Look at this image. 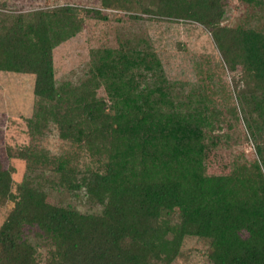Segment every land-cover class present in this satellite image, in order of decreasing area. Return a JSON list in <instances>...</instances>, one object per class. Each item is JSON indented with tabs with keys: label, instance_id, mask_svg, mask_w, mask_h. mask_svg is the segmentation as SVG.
<instances>
[{
	"label": "trees",
	"instance_id": "1",
	"mask_svg": "<svg viewBox=\"0 0 264 264\" xmlns=\"http://www.w3.org/2000/svg\"><path fill=\"white\" fill-rule=\"evenodd\" d=\"M223 2L100 0L104 9L137 5L206 28L229 74L230 88L218 85L223 104L213 84L185 93L149 47L91 49L85 78L59 83L53 50L81 30L82 12L57 6L11 16L10 24L0 14V71L34 77L29 131L52 122L97 162L79 173L60 159L48 169L44 150L7 152L26 171L13 191L14 168L0 160V203H13L0 224V264H171L186 237L206 242L208 264H264V19L225 25ZM83 13L105 19L99 10ZM226 116L242 120L257 161L237 155L224 163ZM53 190L82 194L100 210L52 204Z\"/></svg>",
	"mask_w": 264,
	"mask_h": 264
},
{
	"label": "rangeland",
	"instance_id": "2",
	"mask_svg": "<svg viewBox=\"0 0 264 264\" xmlns=\"http://www.w3.org/2000/svg\"><path fill=\"white\" fill-rule=\"evenodd\" d=\"M223 3L226 10L223 20L225 25L235 26L246 19H250L251 24H254L255 20L264 19V4L253 6L248 0H224ZM155 4L156 0H149L150 7ZM65 5L77 7L82 12L79 16L83 21L81 30L75 36L53 50L54 76L57 82L76 84L84 79L91 49L116 47L118 44L131 48L149 47L158 55L166 77L172 81L184 82L185 93L190 88L196 89L204 83L213 84L215 100L223 104L218 85L230 88L229 74L221 66L209 31L199 24L151 17L142 14L137 5L126 4L104 9L100 6V0H0V14L3 22L10 24L11 16L19 13L27 14ZM84 9L99 10L105 19L86 16ZM134 16L137 18H133ZM33 82L34 77L30 74L0 71V160L4 167L14 168L13 191L24 176L26 162L10 157L7 153L9 150L11 154H16V151L27 146L33 150H44L51 159L48 169L53 167V163L58 159L79 173L88 167H97V162L91 161L83 150L62 140L52 122L48 123L47 129L42 133L29 131L26 120L35 111ZM232 103H235L233 98L230 100V104ZM224 121L230 122V127H226L224 123L220 144L224 142L225 133L229 136L231 146L225 149L220 145V148L225 149L218 151L224 163L229 165L231 159L237 155L240 161H257L255 147L252 141L246 138L242 120H231L226 116ZM213 170L222 171L216 168ZM53 180L58 181L57 174ZM48 200L52 204L69 202L81 212L100 210L99 206H93L83 199L82 194L75 198L64 190L49 191ZM12 207V202L0 203V224ZM208 252L209 248L204 240L186 237L179 255L171 264H208Z\"/></svg>",
	"mask_w": 264,
	"mask_h": 264
}]
</instances>
